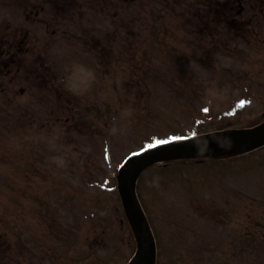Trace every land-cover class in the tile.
<instances>
[{
	"label": "rangeland",
	"instance_id": "374dc122",
	"mask_svg": "<svg viewBox=\"0 0 264 264\" xmlns=\"http://www.w3.org/2000/svg\"><path fill=\"white\" fill-rule=\"evenodd\" d=\"M196 1L0 0V264H127V156L264 112V0ZM155 171L165 264H264V149Z\"/></svg>",
	"mask_w": 264,
	"mask_h": 264
},
{
	"label": "water",
	"instance_id": "95a60500",
	"mask_svg": "<svg viewBox=\"0 0 264 264\" xmlns=\"http://www.w3.org/2000/svg\"><path fill=\"white\" fill-rule=\"evenodd\" d=\"M264 146V126L247 131H225L204 135L183 143L169 144L137 156L121 171V193L127 213L139 240V254L133 264H153L155 244L145 217L140 209L135 185L140 172L146 167L164 160L192 156L215 149L255 150Z\"/></svg>",
	"mask_w": 264,
	"mask_h": 264
},
{
	"label": "trees",
	"instance_id": "16d2710c",
	"mask_svg": "<svg viewBox=\"0 0 264 264\" xmlns=\"http://www.w3.org/2000/svg\"><path fill=\"white\" fill-rule=\"evenodd\" d=\"M214 113L215 111L211 109L203 113L201 120L205 125L211 126L212 130H222V129L232 128L234 124L233 122L217 121L215 120L217 115ZM263 122H264V112L259 116L256 115L250 117V119L247 121L244 127H254ZM203 130H206V127L203 128ZM203 130L201 129L199 131H192L190 136L206 132ZM224 161H225L224 159H213V158H187V159L172 160L162 165L156 166L154 168L157 170L156 173L162 176L175 175V174L186 175L187 173H190L193 170L196 171L207 167L211 168L212 166L223 163ZM158 264H161V262H159Z\"/></svg>",
	"mask_w": 264,
	"mask_h": 264
},
{
	"label": "bare ground",
	"instance_id": "6f19581e",
	"mask_svg": "<svg viewBox=\"0 0 264 264\" xmlns=\"http://www.w3.org/2000/svg\"><path fill=\"white\" fill-rule=\"evenodd\" d=\"M221 151L223 152V151H226V150H221ZM221 151H219V150H215V151H214V150H213V151H210V152H213V154H215V153H220Z\"/></svg>",
	"mask_w": 264,
	"mask_h": 264
},
{
	"label": "snow or ice",
	"instance_id": "6c2138e0",
	"mask_svg": "<svg viewBox=\"0 0 264 264\" xmlns=\"http://www.w3.org/2000/svg\"><path fill=\"white\" fill-rule=\"evenodd\" d=\"M159 143H167V141H161V142H159Z\"/></svg>",
	"mask_w": 264,
	"mask_h": 264
}]
</instances>
